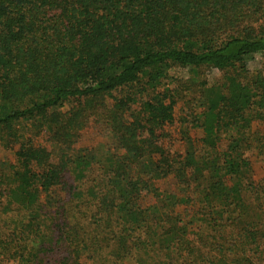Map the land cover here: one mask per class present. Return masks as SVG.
<instances>
[{"label": "trees", "instance_id": "16d2710c", "mask_svg": "<svg viewBox=\"0 0 264 264\" xmlns=\"http://www.w3.org/2000/svg\"><path fill=\"white\" fill-rule=\"evenodd\" d=\"M255 55L264 0H0V264H264Z\"/></svg>", "mask_w": 264, "mask_h": 264}, {"label": "rangeland", "instance_id": "374dc122", "mask_svg": "<svg viewBox=\"0 0 264 264\" xmlns=\"http://www.w3.org/2000/svg\"><path fill=\"white\" fill-rule=\"evenodd\" d=\"M248 68L250 71H258L261 69H264V55H255L252 56L251 58L248 59ZM172 75H184L185 72L183 70L180 69H175L171 72ZM217 72L216 71H211L209 72V78L210 80L215 78V76H217ZM175 117L177 119H181V109L180 107H177L175 110ZM173 131L174 134H176L179 130L175 127H172L170 129V131ZM254 131L259 132L262 131L264 132V124L259 125L258 123H256V125H254ZM98 131H96L95 129H89L87 131H84V133L82 134L81 140L78 143V148H91V149H96V150H103V139L100 135L97 134ZM179 148V145L178 147ZM13 160V154L9 151H5L0 147V162L2 163H9L12 162ZM251 161H252V165H253V170L255 171V178L256 180H260L262 178H264V169L261 166V162L260 159H258L255 156L251 157ZM66 256L63 252H60L57 254L56 258H61ZM110 253L107 251H103L101 253V255L99 257H92V255L90 254H86L85 256H83L77 264H111L109 263V259H110ZM121 264H133L130 263L128 261H125Z\"/></svg>", "mask_w": 264, "mask_h": 264}]
</instances>
